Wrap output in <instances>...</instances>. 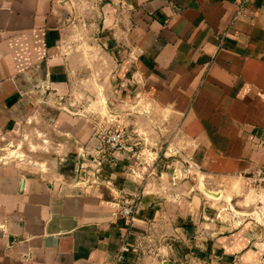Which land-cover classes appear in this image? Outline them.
Segmentation results:
<instances>
[{"label":"crops","instance_id":"0c3cea01","mask_svg":"<svg viewBox=\"0 0 264 264\" xmlns=\"http://www.w3.org/2000/svg\"><path fill=\"white\" fill-rule=\"evenodd\" d=\"M104 1L98 40L120 60L106 91L140 160L71 107L70 1L0 0V145L37 123L59 146L55 175L0 162V264H264V226L223 205L264 168V0ZM137 193L127 223L116 202Z\"/></svg>","mask_w":264,"mask_h":264},{"label":"rangeland","instance_id":"374dc122","mask_svg":"<svg viewBox=\"0 0 264 264\" xmlns=\"http://www.w3.org/2000/svg\"><path fill=\"white\" fill-rule=\"evenodd\" d=\"M69 1L73 7V18L70 21L71 29L67 47L73 56L74 66L80 71L79 77L82 79L81 89L70 95V101L73 103L71 107L98 118L102 116L104 119L102 130L123 129L127 140L136 144L141 157L143 141L136 133L130 135V132H126L128 112L131 109L123 100L117 99L115 102L111 96L109 99L111 92L106 91V86L111 83L110 71L117 68L120 60L119 56H115L108 48V45L103 46L98 40L105 15L103 10L105 1ZM96 83L102 84L103 88L96 89ZM103 97L107 104L103 103ZM135 112L139 113V111ZM39 125L37 123L25 124L6 136L0 145V162L21 164L22 167H34L51 175L57 174L56 168L52 166L53 161L59 159L57 153L59 146L55 142L57 135L52 127ZM40 127L42 131L38 130ZM144 148L145 144H143ZM49 160L52 161L50 165ZM231 196L235 197L232 199ZM226 200L228 202L223 205L230 211H242V215L255 218L264 226V183L253 184L246 177L244 183L227 193ZM262 239L264 240V236ZM149 253L156 252L150 248ZM170 264L204 263L194 256L182 255L172 260Z\"/></svg>","mask_w":264,"mask_h":264},{"label":"built area","instance_id":"2783aa9c","mask_svg":"<svg viewBox=\"0 0 264 264\" xmlns=\"http://www.w3.org/2000/svg\"><path fill=\"white\" fill-rule=\"evenodd\" d=\"M247 0H238L237 13L243 8ZM102 138L104 142L115 151H122L133 155L136 160H140L138 154V148L135 143H128L123 129L116 130H103ZM248 179L251 180L253 184H263L264 183V168L256 167L250 174H248ZM140 201L139 193L135 195L122 194L116 202V214L124 218L127 223H131L137 213ZM134 250V247L127 241H124L120 247L119 257L123 254H127Z\"/></svg>","mask_w":264,"mask_h":264}]
</instances>
